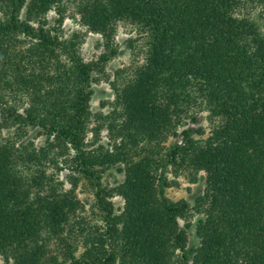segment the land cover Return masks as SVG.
<instances>
[{
	"label": "trees",
	"instance_id": "1",
	"mask_svg": "<svg viewBox=\"0 0 264 264\" xmlns=\"http://www.w3.org/2000/svg\"><path fill=\"white\" fill-rule=\"evenodd\" d=\"M74 2L81 24L104 38L95 61L81 56V36L68 40L49 25L53 10L63 25L65 0H0V130L39 128L47 140L40 148L0 140V256L8 264H264V0L257 18L240 14L242 0ZM121 22L136 26L148 49L115 91L121 122L112 131L124 139L96 152L87 139L93 84L118 52ZM198 110L219 120L206 138L203 127H187ZM170 138L179 140L164 146ZM117 164L123 182L104 187L98 168ZM182 170L194 181L205 174L194 205L165 195L168 175ZM81 178L94 188L100 225L82 215ZM194 225L200 241L190 248Z\"/></svg>",
	"mask_w": 264,
	"mask_h": 264
},
{
	"label": "rangeland",
	"instance_id": "2",
	"mask_svg": "<svg viewBox=\"0 0 264 264\" xmlns=\"http://www.w3.org/2000/svg\"><path fill=\"white\" fill-rule=\"evenodd\" d=\"M243 6L240 10V14L248 15L252 17H258L261 14L263 6L258 0H242ZM65 13L64 23L62 26L59 25V16L55 13V10L51 11L48 15L49 25L52 29H57L61 36L71 40L76 34L81 36L80 42L82 45L79 46L80 54L83 59L87 62L97 60L104 52V38L97 33H93L83 26L80 22V15L76 8L74 0H65ZM114 48L118 49L115 56H112L110 61L105 65L104 72L100 74V83L93 84L94 94L91 101V110L93 117L88 127L89 148L93 151L100 152L110 150L113 147L115 141L120 143L124 138L117 137L116 132L112 131V127L117 125L119 122L118 115L120 116V110L115 101V91L121 90L124 85L132 80L135 71L142 64L145 63L147 46V37L139 31V29L131 24L130 22H121L118 25L116 39L114 42ZM118 113H117V111ZM198 121L192 122L189 118L187 127L197 129L203 127L206 130L205 138L210 134L211 129L218 124V119L209 118V113L206 110H198L197 112ZM2 116L0 114V127L2 126ZM186 127V128H187ZM183 128H180V131ZM0 140L4 138L11 139L16 142L17 145L21 143H34L35 147L40 148L46 145L45 132L42 129L36 128L17 131L15 128L0 130ZM117 137L116 139H113ZM179 138H170L164 146L168 147L171 144L177 142ZM126 143L132 146L131 142ZM163 146V149H165ZM142 147L138 146L136 152H141ZM102 148V149H101ZM57 150H52V153ZM72 155L73 152H70ZM59 156V161H63ZM49 172L56 173V167L51 166ZM122 164L108 167L107 169L98 168V174L101 177V181L104 187L109 189H115L124 180V174L120 171ZM68 171L60 173V180L65 181ZM170 180V187H165V195L171 202H178L180 200H187L191 205L195 204V200L198 196L202 195L205 189V174L202 172L198 175L197 180L194 179V174L189 170H182L179 175L175 176L172 173L168 175ZM66 188H69L66 183ZM77 194L81 202L85 205V212L82 213L86 218L92 221L93 224H101L100 211L97 207L95 191L92 184L85 178H81L80 184L77 189ZM115 210L117 214H121L125 207V200L122 196L117 193L112 198ZM199 216H195L193 222L197 220ZM181 228H184L185 222L179 220ZM189 247L194 248L199 245V238L196 235L195 225L188 231ZM0 264H8L4 257L0 256Z\"/></svg>",
	"mask_w": 264,
	"mask_h": 264
}]
</instances>
